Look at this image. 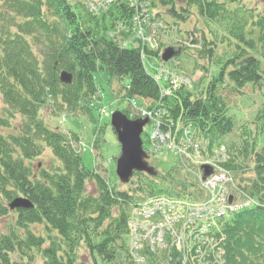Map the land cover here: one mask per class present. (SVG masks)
<instances>
[{
    "label": "trees",
    "instance_id": "16d2710c",
    "mask_svg": "<svg viewBox=\"0 0 264 264\" xmlns=\"http://www.w3.org/2000/svg\"><path fill=\"white\" fill-rule=\"evenodd\" d=\"M182 2L177 9L173 0H161L178 19L194 14L205 26L187 30L194 55L189 85L170 82L168 73H181L167 68L171 59L162 61L161 45L123 43L134 31L128 0H113L100 14L89 12L84 0H0V264H78L81 248L92 264H264V10L242 0ZM183 48L189 47H174V54ZM99 69L118 79L121 98L148 101L167 140L180 145L189 129L205 154L218 151L233 204L245 206L208 219L204 239L175 221L176 235H185L180 248L165 227L161 243L136 242L132 220L145 218L137 215L144 205L165 201L169 214L186 215L209 195L187 174L180 153L169 169L111 182L106 169L102 175L84 166L77 134L44 123L40 112L48 104L53 115L85 114L96 123L99 143L104 129L93 115L102 98L94 77ZM61 71L71 73L70 84L60 81ZM245 88L258 90L262 102L249 123L237 126L223 92ZM46 150L47 166L32 164ZM16 198L31 207L11 209ZM161 218L158 211L145 219ZM138 231L146 232L140 225Z\"/></svg>",
    "mask_w": 264,
    "mask_h": 264
},
{
    "label": "rangeland",
    "instance_id": "374dc122",
    "mask_svg": "<svg viewBox=\"0 0 264 264\" xmlns=\"http://www.w3.org/2000/svg\"><path fill=\"white\" fill-rule=\"evenodd\" d=\"M146 1L148 3L150 14V27L146 29L144 33H146L152 40L153 45L151 48L155 49L161 45V52H163L167 47H172L174 50V47L177 49V47L181 45H187L189 48H183L178 55L174 54L169 63H166V66L171 71L180 72V75L186 74V77L191 76L194 67V55H192L193 51L191 50L193 48L189 46L190 43L186 39H189V35H191L188 31H191L196 27L205 29L203 22L201 20H196L194 14L191 16L190 20L188 19V21L185 22L167 12L166 7L161 3V0ZM173 2L177 9L183 5L182 0H173ZM242 2L248 6L253 5L257 7L259 11L264 10V0H242ZM165 21L170 23L167 24ZM156 24L162 25V28L158 31L154 28ZM152 28H154L155 32L151 33ZM199 62L203 63L202 60H199ZM199 75L200 72L197 70L192 77L196 79ZM94 77L95 82L101 91L102 97L99 101L101 110H93V115L98 120L99 125L104 129L99 143H94V130L96 123L90 121L85 114L63 112L59 115H53L51 114L53 106L48 104L41 109L40 116L44 120V123L49 127L77 134L81 142L82 161L84 166L90 170L98 167V172L102 175L105 174L104 169H106L108 171V179L111 182L118 183L115 174V160L120 155V145L110 126L111 113L128 109L130 111V117L137 116L140 115L139 113H135L137 109H139L140 112L147 110L145 105H148V101L142 98H135L133 103L128 99L121 98V83L116 78L110 79L107 70H97ZM127 82V79H124L123 84H126ZM223 95L228 105L231 107L230 113L235 118L237 126L249 123L262 102L260 94L256 89L252 91L245 88L244 93L241 94L226 90L223 92ZM2 114H4V105L0 96V115ZM18 121L19 117L17 116L13 124H16ZM150 127L151 123H149L147 130L142 133V140L144 142L143 146L148 151L149 163L154 168L156 167L157 171L169 169L174 163H176V161H178V157L173 151L167 148L158 150L157 155L155 156L157 147L149 146V137L147 139ZM151 129L153 130V128ZM231 137H235L234 132L229 137H225V142H229ZM51 158L52 156L49 153V150H46V152L41 157L35 159L32 164L37 165L39 168L46 167ZM53 161L57 162L54 158ZM86 191L88 193L94 192L92 182L87 183ZM8 219L9 218L2 219L1 224L3 225L6 223ZM37 227L40 228L39 226ZM79 255L78 264H92V261L87 256L84 248L79 249Z\"/></svg>",
    "mask_w": 264,
    "mask_h": 264
},
{
    "label": "built area",
    "instance_id": "2783aa9c",
    "mask_svg": "<svg viewBox=\"0 0 264 264\" xmlns=\"http://www.w3.org/2000/svg\"><path fill=\"white\" fill-rule=\"evenodd\" d=\"M113 0H85L86 7L93 13H99L104 11L108 8V6L112 3ZM131 5L134 6V16H133V23H134V31L131 34L132 39H136L140 41L141 44L147 45L152 47L153 43L151 38L144 33L147 27L150 26L149 20V13L146 7L147 2L142 0H128ZM155 32L151 30V33ZM114 33L111 32L110 35ZM142 116H147L154 122V128L152 130L151 138L155 140L156 144H163L167 145L170 148H173L176 152L180 153L181 155L185 154L188 157H192L193 159H197L199 156V145L195 143L190 137H188V132L184 133L183 139L180 141V145L173 143L169 138V136H165L163 133L160 132L158 129V120L155 118L153 112L151 110H145L141 112ZM190 149L191 151H188ZM192 152V154H191ZM219 161L218 154L214 155L213 157H209L204 160V163L211 164L213 166ZM217 167V166H216ZM229 180L228 173L222 169H217L209 178L205 181H201V186L207 191L209 195V199L203 203H200L196 206H188V213L186 215H179L175 214L172 216L167 215V212L164 211L163 205L165 201H160L155 203L154 206L146 205L140 211L141 215L144 217H150L154 215L157 211L161 210L164 214L163 220L164 222H154L152 220H146L144 225L140 227L146 229V232L141 236L142 239H148L151 244L153 243H161L164 235V228L167 230H172L173 236L172 241L177 245L180 246L181 241L185 235L180 234L176 235L175 231L173 230V223L175 221H181L184 228L188 227L189 225L192 226L193 229L196 228L197 223L204 222L208 219L216 218L224 214L227 208L233 209L231 205L227 204V195L228 191L225 187V183ZM187 205V204H186ZM171 207H174L171 205ZM185 207L184 204L179 205L178 210ZM174 212V208L171 209ZM155 232V233H154ZM202 238V236H199Z\"/></svg>",
    "mask_w": 264,
    "mask_h": 264
},
{
    "label": "water",
    "instance_id": "95a60500",
    "mask_svg": "<svg viewBox=\"0 0 264 264\" xmlns=\"http://www.w3.org/2000/svg\"><path fill=\"white\" fill-rule=\"evenodd\" d=\"M174 55L172 47H167L161 54L162 61L166 62ZM60 81L65 84L72 82V75L67 71H61ZM146 118L131 119L121 111H114L110 116V125L116 135L120 145V155L115 161V174L121 183H127L132 178L134 172H145L155 174V170L149 163V155L143 149L141 134ZM204 168V177L211 173V168ZM231 201V197H229ZM11 209L20 207H31V204L24 198H16L10 204Z\"/></svg>",
    "mask_w": 264,
    "mask_h": 264
},
{
    "label": "bare ground",
    "instance_id": "6f19581e",
    "mask_svg": "<svg viewBox=\"0 0 264 264\" xmlns=\"http://www.w3.org/2000/svg\"><path fill=\"white\" fill-rule=\"evenodd\" d=\"M142 1L146 2V0H142Z\"/></svg>",
    "mask_w": 264,
    "mask_h": 264
}]
</instances>
